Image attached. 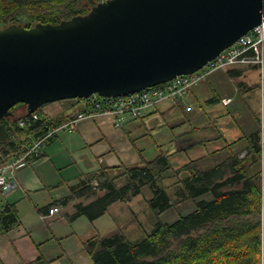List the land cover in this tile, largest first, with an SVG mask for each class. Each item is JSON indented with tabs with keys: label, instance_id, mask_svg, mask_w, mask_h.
<instances>
[{
	"label": "trees",
	"instance_id": "1",
	"mask_svg": "<svg viewBox=\"0 0 264 264\" xmlns=\"http://www.w3.org/2000/svg\"><path fill=\"white\" fill-rule=\"evenodd\" d=\"M98 1L0 0V25L26 26L25 19L58 23L87 13ZM10 110L12 115L0 120V164L45 131L40 121L26 127L17 125V120L28 113L25 104H15ZM36 112L42 111L39 108ZM69 119L60 113L48 124L55 127ZM246 141L243 156L229 147L228 153H210L173 168L168 155L160 152L155 158L137 164L86 172L70 186L68 195L51 205L68 206L64 215L69 220L79 216L94 220L107 212L113 202L127 201L140 194L146 184L152 193L146 201L156 216L183 199L196 203L194 210L173 222L158 218L153 221L151 231L141 227L144 232L141 240L133 241L117 228L108 234L93 233L82 242L91 264H264V144L260 129L249 133ZM123 178L127 181L118 185ZM170 178H175L172 184L177 187L174 198L167 191L172 186L166 184ZM94 183L102 193L96 192ZM19 223L16 204L7 203L0 211V234H6ZM24 264H50V261L39 255Z\"/></svg>",
	"mask_w": 264,
	"mask_h": 264
},
{
	"label": "water",
	"instance_id": "2",
	"mask_svg": "<svg viewBox=\"0 0 264 264\" xmlns=\"http://www.w3.org/2000/svg\"><path fill=\"white\" fill-rule=\"evenodd\" d=\"M264 21V0H101L58 23L0 25V120L191 74Z\"/></svg>",
	"mask_w": 264,
	"mask_h": 264
},
{
	"label": "crops",
	"instance_id": "3",
	"mask_svg": "<svg viewBox=\"0 0 264 264\" xmlns=\"http://www.w3.org/2000/svg\"><path fill=\"white\" fill-rule=\"evenodd\" d=\"M248 68L256 69L216 70L194 82L182 99L148 106L141 116L121 126H115L111 117L100 116L78 121L71 131L58 132L38 156L15 171V188L8 194L0 192V211L7 203H15L20 219L17 226L0 234V261L24 264L41 255L50 264L92 263L82 242L98 231L100 216L69 220L64 215L68 206L51 205L68 195L70 186L86 172L137 164L160 152L168 155L174 168L210 153H228L229 147L243 156L246 136L260 128L255 114L245 107L249 83L239 92L235 87L237 79L248 81L243 79ZM242 92H246L244 97ZM223 97L231 101L224 105ZM66 102L59 104L56 114L71 117L80 107L74 108L71 102L64 106ZM51 207L57 211L49 213Z\"/></svg>",
	"mask_w": 264,
	"mask_h": 264
},
{
	"label": "built area",
	"instance_id": "4",
	"mask_svg": "<svg viewBox=\"0 0 264 264\" xmlns=\"http://www.w3.org/2000/svg\"><path fill=\"white\" fill-rule=\"evenodd\" d=\"M242 66H255L258 68L260 76L264 74V21L239 37L213 60L191 74L177 75L167 82L115 97H103L94 93L87 98L78 99L77 107L80 108L77 113L58 126L51 127L43 114H38L36 111L23 115L17 120L19 127H26L27 124L40 121L41 125L45 126V131L29 142H25L20 151L14 153L12 158L2 160L0 164V191L4 194L12 191L15 188V171L25 166L28 158L38 156L42 149L57 136L58 132L71 131L78 121L108 116L113 119L115 126H121L127 120L141 116L143 109L148 106L164 100L177 101L182 99L194 82L216 70ZM230 101V97L221 99L224 105ZM187 109L189 110L190 107ZM54 211H57V208H51L49 213Z\"/></svg>",
	"mask_w": 264,
	"mask_h": 264
},
{
	"label": "rangeland",
	"instance_id": "5",
	"mask_svg": "<svg viewBox=\"0 0 264 264\" xmlns=\"http://www.w3.org/2000/svg\"><path fill=\"white\" fill-rule=\"evenodd\" d=\"M24 22L26 26H31L34 24V22H31L29 19H25ZM244 71L246 72V75H249H245L243 79L247 80V78H249L248 81H245V83L240 80L238 81L237 79L235 82V87L237 89L239 88L237 90L239 92L240 90L247 89V82L249 83L251 88L250 92L248 93V97H246V100H249L248 103H245V107L248 111H252L258 119L260 127L259 129L261 131V141L262 144H264V74L263 76H260L258 68H248ZM238 83H241V86H238ZM242 93H244V95H241ZM242 93L240 94V96L244 97L246 92ZM77 100V98H71L46 103L40 107L42 111L41 114H43L47 121L50 122L54 116L58 115L56 114V112H58L56 108L59 107V104L62 101H67L66 103H64V106L69 105L68 103L71 102V105L76 108V106L78 105ZM204 104L206 106L211 105V103L208 101H205ZM262 161L264 162V154L262 155ZM262 161L261 163L263 164ZM184 175H186V173H184L182 176ZM126 181V178H123L118 181L117 184L122 185ZM173 181H175V178L167 179L166 184H172ZM95 185L96 183L93 184V187L95 188L96 192L102 193L103 191ZM176 188L177 187H174L172 184L171 188L167 189L168 193L173 198V194ZM1 193L0 198H2ZM151 195V189L149 185L146 184L142 187L140 194L132 196L127 201H116L110 204L107 208V212L101 215L97 220L99 222L97 232H99L100 234H108L112 232V230L115 231L114 229L117 228L116 230L124 233L129 239L133 241L141 240L144 237V232L141 227L149 232L152 229L153 221H156L158 218L163 222L170 223L175 221L179 216H183L196 208V203L193 200L191 201L189 199H183V201H180L173 208H170L167 211H164L160 215L156 216L154 215L152 209L148 206L146 201L151 197ZM205 197L209 198L208 196Z\"/></svg>",
	"mask_w": 264,
	"mask_h": 264
},
{
	"label": "bare ground",
	"instance_id": "6",
	"mask_svg": "<svg viewBox=\"0 0 264 264\" xmlns=\"http://www.w3.org/2000/svg\"><path fill=\"white\" fill-rule=\"evenodd\" d=\"M71 3V2H70ZM36 20V19H35ZM6 156V155H5Z\"/></svg>",
	"mask_w": 264,
	"mask_h": 264
}]
</instances>
